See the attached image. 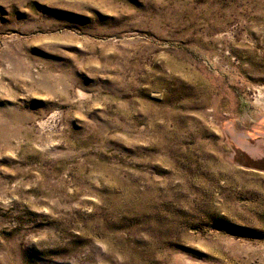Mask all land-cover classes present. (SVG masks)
<instances>
[{
  "label": "rangeland",
  "instance_id": "obj_1",
  "mask_svg": "<svg viewBox=\"0 0 264 264\" xmlns=\"http://www.w3.org/2000/svg\"><path fill=\"white\" fill-rule=\"evenodd\" d=\"M0 264H264V0H0Z\"/></svg>",
  "mask_w": 264,
  "mask_h": 264
}]
</instances>
